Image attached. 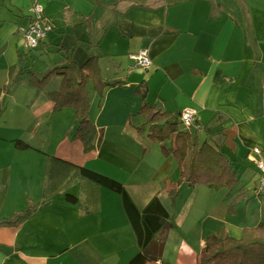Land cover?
I'll list each match as a JSON object with an SVG mask.
<instances>
[{
    "label": "crops",
    "instance_id": "0c3cea01",
    "mask_svg": "<svg viewBox=\"0 0 264 264\" xmlns=\"http://www.w3.org/2000/svg\"><path fill=\"white\" fill-rule=\"evenodd\" d=\"M38 3L53 30L32 51L53 52L56 65L66 52L76 66L97 57L101 79L121 85L109 88L102 106L88 114L97 140L84 155L80 143L67 139L74 112H51L46 93L57 90L60 79L44 91L34 89L28 78L14 79V55L5 61L10 49L4 41L24 48L21 29L29 23L31 1L0 0V221L34 207L21 222L0 225V264H127L138 252L121 197L82 177V167L121 183L138 210L160 196L170 216L162 255L169 264H197L206 238L223 231L240 239L244 229L264 223V194L256 192V171L246 160L251 147L264 159V0ZM87 22L99 32L98 45L88 52ZM142 50L152 62L146 70L133 68L130 59ZM143 81L146 101L157 110L175 120L184 108L197 111L203 127L197 139L201 135L199 143L230 162L238 178L234 188L180 182L175 159L136 132L146 122L134 95ZM17 140L29 149L16 150ZM99 160L122 177L92 165ZM167 184L178 185L175 203L162 199ZM200 193L209 216L203 225L192 209Z\"/></svg>",
    "mask_w": 264,
    "mask_h": 264
},
{
    "label": "trees",
    "instance_id": "16d2710c",
    "mask_svg": "<svg viewBox=\"0 0 264 264\" xmlns=\"http://www.w3.org/2000/svg\"><path fill=\"white\" fill-rule=\"evenodd\" d=\"M87 28L89 40L87 51H89L90 48L98 45V41L89 22ZM97 59L90 55L81 66L77 67L70 53L66 52L58 65L43 76L37 77L28 72L29 86L42 91L46 89L52 78L60 79L58 89L46 93L52 104L51 112L55 114L64 109L74 112L76 126L72 140L81 144L84 154L95 150L97 140V129L88 116L90 101L87 84L92 81L98 92L97 107L101 106L109 88L121 85L119 81L107 83L101 79ZM134 95L140 100L138 114L146 118L145 124L136 128V132L146 134L151 142L159 144L164 157L175 159L180 182L189 187L204 185L213 189L222 187L232 189L238 184V178L230 162L219 150L206 142L199 143L196 134L180 129L179 121L172 118L168 112L157 110L154 105L147 103V85L144 81L135 87ZM14 148L22 151L29 149V146L17 140L14 142ZM80 174L121 197L122 207L138 248V252L127 264L156 262L169 264L162 260V255L167 239L166 230L171 227L170 216L160 198L154 196L142 210H138L121 183L84 167L80 168ZM164 191L171 203L177 200L178 185L167 184ZM66 200L71 204L75 203L72 196H66ZM232 205L233 202L229 205L230 211ZM33 208L30 204L25 211L13 219L0 221V225H14L21 222L32 215ZM197 264H264V223L244 229L240 239H234L223 231L206 238L197 258Z\"/></svg>",
    "mask_w": 264,
    "mask_h": 264
},
{
    "label": "built area",
    "instance_id": "2783aa9c",
    "mask_svg": "<svg viewBox=\"0 0 264 264\" xmlns=\"http://www.w3.org/2000/svg\"><path fill=\"white\" fill-rule=\"evenodd\" d=\"M28 9L29 23L21 29L22 42L26 50L32 51L39 48L48 34L53 30V25L45 16L43 7L38 0H30ZM133 68L148 69L152 62L145 50L130 56ZM197 111L193 108H184L178 115V121L183 130L198 134L203 127L196 121ZM247 162L253 165L256 171L255 189L258 194H264V159L262 151L258 147H251L246 156Z\"/></svg>",
    "mask_w": 264,
    "mask_h": 264
},
{
    "label": "rangeland",
    "instance_id": "374dc122",
    "mask_svg": "<svg viewBox=\"0 0 264 264\" xmlns=\"http://www.w3.org/2000/svg\"><path fill=\"white\" fill-rule=\"evenodd\" d=\"M98 35H99V32L95 31V39H96V41H98V39H99V38H97ZM4 43H6V45L10 49L9 50L10 54L6 56L5 61H7L9 58H11L12 60L15 58V62L17 63V71H16V73L14 75V79H18V78H21V77L22 78H28V72H31L33 74H37L38 76L41 77L43 74L47 73L49 70H51L53 67L56 66L55 62L57 60V56L53 52L44 53V54L40 55L36 51L27 52L22 47V45L19 43V41L17 42V41L14 40V42L11 44V43H9V41L7 42V40H6V42L4 41ZM88 44H89V40H88ZM88 44L85 45V50L86 51H87ZM13 55H14V58H13ZM17 55H19L20 57L17 56ZM24 55H26V57H27L26 60H23L22 56H24ZM2 59H4V57ZM0 61H2V60H0ZM77 67H79V66H77ZM27 80L29 82V79H27ZM52 80H53V78L50 80V82L48 84L49 86H53V84L51 85V83H53ZM87 92H88V97H89V101H90V106H89V111L88 112L89 113H93L96 110V108H97L99 95H98V92L95 90L92 81H89V83L87 84ZM73 122H74L73 130L69 133V135H67V139L69 141H71V142H78L76 140L75 141L72 140V135H73V132H74V128L76 126L75 117H74V121ZM179 127H180V129H182V127L180 125H179ZM201 138H202L201 135H199V137H198V141L199 142H200ZM84 155H88V154H84ZM98 163H100V164H98ZM92 165H94V167H97L99 170L106 171V172H108L110 174H113V175H115L117 177H122L120 173L115 172V170L112 168V165H110L109 163L102 162L101 160H99L97 162L92 163ZM97 165H99V166H97ZM235 169L237 170L238 168L235 167ZM245 181H247V183H248V180H245ZM197 186H201V187L206 188V189L208 188V187H206L204 185H197ZM163 198H167L168 199V197L166 196V192L165 191H164V195L162 193V199ZM177 199H178V197H177ZM163 200H164L165 204H168V202H170L169 199L167 201H165V199H163ZM203 203H204V195L202 193H200L199 196H198L197 201L194 203V207L192 208L193 212L201 214L200 222H201L202 225H203V223L208 221V219H206V218L209 217L203 211V208H202L203 207ZM176 232H177L176 234H178V237L182 238L180 233L178 231H176ZM191 241L192 240H190L189 242H191Z\"/></svg>",
    "mask_w": 264,
    "mask_h": 264
}]
</instances>
